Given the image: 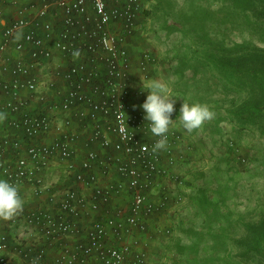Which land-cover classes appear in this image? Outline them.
I'll return each instance as SVG.
<instances>
[{"label": "built area", "instance_id": "2783aa9c", "mask_svg": "<svg viewBox=\"0 0 264 264\" xmlns=\"http://www.w3.org/2000/svg\"><path fill=\"white\" fill-rule=\"evenodd\" d=\"M154 1L0 0V179L23 201L0 264H152L169 236L184 135L152 151L129 46Z\"/></svg>", "mask_w": 264, "mask_h": 264}, {"label": "rangeland", "instance_id": "374dc122", "mask_svg": "<svg viewBox=\"0 0 264 264\" xmlns=\"http://www.w3.org/2000/svg\"><path fill=\"white\" fill-rule=\"evenodd\" d=\"M255 4L155 0L129 42L135 85L159 79L179 96L172 118L186 154L177 170L185 198L164 218L169 236L153 239L152 264H264V11ZM144 52L153 58L140 73ZM183 98L213 118L185 130Z\"/></svg>", "mask_w": 264, "mask_h": 264}, {"label": "clouds", "instance_id": "9594fccd", "mask_svg": "<svg viewBox=\"0 0 264 264\" xmlns=\"http://www.w3.org/2000/svg\"><path fill=\"white\" fill-rule=\"evenodd\" d=\"M146 90V99L140 105L148 122L151 134L158 137L152 151L163 150L167 146L168 133L174 121L172 114L175 109L176 98L173 89L165 81L159 79L150 80L143 88ZM179 125L191 132L202 126L204 121L213 118L214 113L209 106L200 102H188L183 98L179 109ZM6 119V113L0 112V121ZM23 201L18 186L5 179H0V218L11 219L22 208Z\"/></svg>", "mask_w": 264, "mask_h": 264}, {"label": "trees", "instance_id": "16d2710c", "mask_svg": "<svg viewBox=\"0 0 264 264\" xmlns=\"http://www.w3.org/2000/svg\"><path fill=\"white\" fill-rule=\"evenodd\" d=\"M255 6L254 7H252L253 9H259V7H260V9H263V11H264V0H255ZM166 236H164V237H162L160 240L159 239H157L156 237H154V239H156L157 240V242L158 243H161L163 240V238H165ZM162 240V241H161ZM161 241V242H160ZM157 243V244H158ZM152 245V244H151ZM152 248H154L153 246H152ZM154 249H156V248H154ZM152 254L154 255V253H153V250H152Z\"/></svg>", "mask_w": 264, "mask_h": 264}]
</instances>
